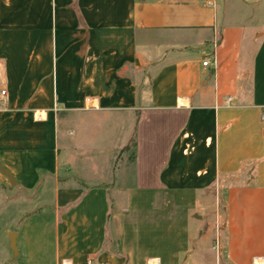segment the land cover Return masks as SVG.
Masks as SVG:
<instances>
[{"label":"crops","instance_id":"crops-1","mask_svg":"<svg viewBox=\"0 0 264 264\" xmlns=\"http://www.w3.org/2000/svg\"><path fill=\"white\" fill-rule=\"evenodd\" d=\"M231 2L0 0V264H264V0Z\"/></svg>","mask_w":264,"mask_h":264},{"label":"rangeland","instance_id":"rangeland-1","mask_svg":"<svg viewBox=\"0 0 264 264\" xmlns=\"http://www.w3.org/2000/svg\"><path fill=\"white\" fill-rule=\"evenodd\" d=\"M242 1L244 0H232V2L229 4V7L232 9H236V7H240V5H243ZM261 10V9H259ZM234 14V11L232 10V15ZM262 14L264 15V11L262 10ZM243 19H238L237 22H243V20L247 23L250 21L249 13L244 12L243 13ZM98 176L99 173H92ZM97 178V177H96ZM210 197V203L208 204H200L197 208V215L196 217L191 219L192 225L195 226V229L193 231V243H195V239L197 241H202L203 244L209 245V247H213L215 244H217V229L218 225L223 223L224 220L219 222V214L224 215V203H218L217 202V193L213 192L211 193ZM19 207V204L17 203H8L4 205H0V246L6 242V236L4 234V229L7 228V226L11 225V221L8 219H5V216L12 213V211L16 210ZM209 221L211 223L209 228V234L208 236L203 235L202 239V232L204 234V231L207 229V225ZM203 230V231H202ZM215 249V248H214ZM202 254V253H201ZM200 257V255H199ZM200 262H204V259H200Z\"/></svg>","mask_w":264,"mask_h":264},{"label":"built area","instance_id":"built-area-1","mask_svg":"<svg viewBox=\"0 0 264 264\" xmlns=\"http://www.w3.org/2000/svg\"><path fill=\"white\" fill-rule=\"evenodd\" d=\"M217 42H218L217 37H215V38H214V42H213V47H214V49H215V47L217 46ZM209 61H210V58L207 57V58L203 61V64H204V65H208ZM2 93H5V91H2ZM229 99H231V98H229ZM213 248L217 249V244H215V245L213 246ZM216 264H220V263H216Z\"/></svg>","mask_w":264,"mask_h":264},{"label":"trees","instance_id":"trees-1","mask_svg":"<svg viewBox=\"0 0 264 264\" xmlns=\"http://www.w3.org/2000/svg\"><path fill=\"white\" fill-rule=\"evenodd\" d=\"M136 144V140L135 137H132V139L130 140L129 144L127 145V147H135Z\"/></svg>","mask_w":264,"mask_h":264},{"label":"water","instance_id":"water-1","mask_svg":"<svg viewBox=\"0 0 264 264\" xmlns=\"http://www.w3.org/2000/svg\"><path fill=\"white\" fill-rule=\"evenodd\" d=\"M7 174L9 175V173L7 172Z\"/></svg>","mask_w":264,"mask_h":264}]
</instances>
